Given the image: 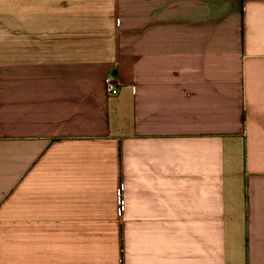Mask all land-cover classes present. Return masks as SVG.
Returning <instances> with one entry per match:
<instances>
[{
  "label": "crops",
  "instance_id": "crops-1",
  "mask_svg": "<svg viewBox=\"0 0 264 264\" xmlns=\"http://www.w3.org/2000/svg\"><path fill=\"white\" fill-rule=\"evenodd\" d=\"M0 264H264V0H0Z\"/></svg>",
  "mask_w": 264,
  "mask_h": 264
},
{
  "label": "built area",
  "instance_id": "built-area-1",
  "mask_svg": "<svg viewBox=\"0 0 264 264\" xmlns=\"http://www.w3.org/2000/svg\"><path fill=\"white\" fill-rule=\"evenodd\" d=\"M104 83H105L106 92L109 96L113 97L118 94L119 91L118 85L113 75L106 76Z\"/></svg>",
  "mask_w": 264,
  "mask_h": 264
}]
</instances>
